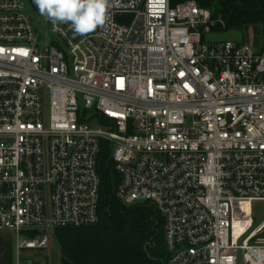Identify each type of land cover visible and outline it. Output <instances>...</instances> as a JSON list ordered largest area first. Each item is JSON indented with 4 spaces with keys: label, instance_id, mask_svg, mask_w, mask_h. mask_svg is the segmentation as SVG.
<instances>
[{
    "label": "built area",
    "instance_id": "obj_1",
    "mask_svg": "<svg viewBox=\"0 0 264 264\" xmlns=\"http://www.w3.org/2000/svg\"><path fill=\"white\" fill-rule=\"evenodd\" d=\"M112 5L81 35L0 0V233L20 256L95 225L107 142L117 199L163 218L165 264H264V47L207 42L227 22L194 0Z\"/></svg>",
    "mask_w": 264,
    "mask_h": 264
},
{
    "label": "trees",
    "instance_id": "obj_2",
    "mask_svg": "<svg viewBox=\"0 0 264 264\" xmlns=\"http://www.w3.org/2000/svg\"><path fill=\"white\" fill-rule=\"evenodd\" d=\"M36 8L33 0H29ZM188 0H171L173 6ZM200 7L222 14L226 29L241 28L264 19L246 17L224 0H194ZM241 8H264V0H231ZM264 41V40H263ZM264 47V42L263 46ZM102 187L98 222L87 228H58L53 231L61 251V264H162L166 262L164 221L154 206L126 205L117 199V173L110 160L109 145L102 143L99 157ZM23 234L34 237L36 232ZM4 239V238H2ZM10 242L0 244V264H12Z\"/></svg>",
    "mask_w": 264,
    "mask_h": 264
},
{
    "label": "rangeland",
    "instance_id": "obj_3",
    "mask_svg": "<svg viewBox=\"0 0 264 264\" xmlns=\"http://www.w3.org/2000/svg\"><path fill=\"white\" fill-rule=\"evenodd\" d=\"M226 40H233L238 43L249 44L253 48L262 49L263 46V24L258 22L241 28L217 29L207 35L206 41L209 43H217ZM117 184L120 180L117 174ZM149 204L150 203H141ZM256 222L264 219V201H258L254 204ZM8 240L11 245L10 260L12 264H61V251L54 234L51 235L49 246L47 249L25 251L22 255L17 253V234L14 232L0 233V244L4 239ZM167 260V255H166Z\"/></svg>",
    "mask_w": 264,
    "mask_h": 264
},
{
    "label": "clouds",
    "instance_id": "obj_4",
    "mask_svg": "<svg viewBox=\"0 0 264 264\" xmlns=\"http://www.w3.org/2000/svg\"><path fill=\"white\" fill-rule=\"evenodd\" d=\"M39 13L53 25L70 24L75 34H87L108 20L112 0H33Z\"/></svg>",
    "mask_w": 264,
    "mask_h": 264
},
{
    "label": "water",
    "instance_id": "obj_5",
    "mask_svg": "<svg viewBox=\"0 0 264 264\" xmlns=\"http://www.w3.org/2000/svg\"><path fill=\"white\" fill-rule=\"evenodd\" d=\"M224 1L231 9H234V10L240 12L241 14H243L246 17H256V18H263L264 19V8L263 7L258 8V9H253V10H247V9L239 7L238 5L233 3L231 0H224ZM162 264H165V262H163Z\"/></svg>",
    "mask_w": 264,
    "mask_h": 264
},
{
    "label": "snow or ice",
    "instance_id": "obj_6",
    "mask_svg": "<svg viewBox=\"0 0 264 264\" xmlns=\"http://www.w3.org/2000/svg\"><path fill=\"white\" fill-rule=\"evenodd\" d=\"M158 3L162 6L163 5V0H158Z\"/></svg>",
    "mask_w": 264,
    "mask_h": 264
}]
</instances>
